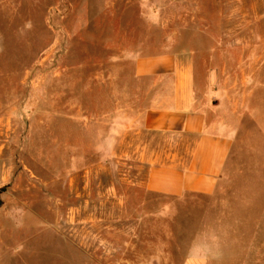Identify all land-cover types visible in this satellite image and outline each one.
Here are the masks:
<instances>
[{"label": "rangeland", "instance_id": "1", "mask_svg": "<svg viewBox=\"0 0 264 264\" xmlns=\"http://www.w3.org/2000/svg\"><path fill=\"white\" fill-rule=\"evenodd\" d=\"M134 50L189 54L240 106L264 76V0H0V264H181L196 240L209 264H264L248 119L213 195L141 186L151 137L120 102Z\"/></svg>", "mask_w": 264, "mask_h": 264}, {"label": "crops", "instance_id": "2", "mask_svg": "<svg viewBox=\"0 0 264 264\" xmlns=\"http://www.w3.org/2000/svg\"><path fill=\"white\" fill-rule=\"evenodd\" d=\"M129 55L121 116L138 134L151 137L142 150L148 169L141 186L178 200L213 195L241 143L245 118L251 123L247 143L264 140V102H259L264 76L251 73L254 89L238 106L221 89L218 71L202 70L189 54L134 50ZM258 71L264 73V59ZM210 253L206 243L196 240L181 264H209Z\"/></svg>", "mask_w": 264, "mask_h": 264}, {"label": "water", "instance_id": "3", "mask_svg": "<svg viewBox=\"0 0 264 264\" xmlns=\"http://www.w3.org/2000/svg\"><path fill=\"white\" fill-rule=\"evenodd\" d=\"M1 203H2V202H1V200H0V205H1Z\"/></svg>", "mask_w": 264, "mask_h": 264}]
</instances>
